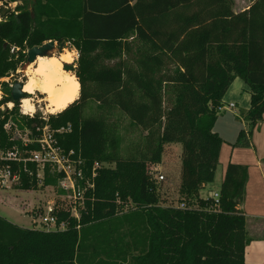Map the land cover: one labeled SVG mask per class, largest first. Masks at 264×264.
<instances>
[{
	"label": "trees",
	"instance_id": "1",
	"mask_svg": "<svg viewBox=\"0 0 264 264\" xmlns=\"http://www.w3.org/2000/svg\"><path fill=\"white\" fill-rule=\"evenodd\" d=\"M234 4L23 0L15 9L0 8V78L16 73L29 49L55 40L79 50L75 73L81 83L79 101L58 116L29 118L18 101L0 110V156L14 146L38 148L12 138L5 128L12 117L31 135L38 126H69L58 133L60 144L81 154L87 174L101 164L80 219L59 212L67 228L22 227L0 216V264H247L246 216L238 204L248 166L228 163L218 200L200 195L215 180L224 139L214 126L236 78L248 85L250 107L249 129L233 145L250 146L264 118V0H251L241 11ZM1 85L5 105L11 88ZM90 101L98 105L87 115ZM117 112L142 133L143 147L129 156L121 152ZM174 142L182 144L179 205L161 193L164 181L150 165L161 163ZM7 163L22 167L17 187L39 186L22 163L0 157V168ZM28 166L36 172V163Z\"/></svg>",
	"mask_w": 264,
	"mask_h": 264
},
{
	"label": "rangeland",
	"instance_id": "2",
	"mask_svg": "<svg viewBox=\"0 0 264 264\" xmlns=\"http://www.w3.org/2000/svg\"><path fill=\"white\" fill-rule=\"evenodd\" d=\"M234 1H235L234 9L236 11H241L246 9L248 5L251 3V0H234ZM9 5L7 6L4 5L3 3L2 5H0V8L2 7L8 8L10 7ZM0 20H2L1 15H0ZM55 48H58V43H56ZM28 65L29 64L27 63V61H25L23 64L20 65L16 73L12 74L9 77L0 78V93H2V96L4 95L2 87H4L5 85H1V82H6L9 85V87L12 89L13 84L16 81H19L20 77L23 76L24 70ZM76 68L77 66L75 67L74 72L76 71ZM237 80L239 83L238 82L235 83V85L233 86V90L238 89V84H240V82H243L245 84V82L242 81L241 78ZM236 100L239 103L237 108L230 107L229 104H227L224 108L225 110L220 111L219 117H222L224 113L231 114V116H234L235 112H238L240 117L237 118L233 117V118L234 120L238 121L239 126L245 127L246 120L245 117L242 116L243 114L240 113V110L242 109L245 110L246 106L244 107L242 106V98L239 97ZM7 104L8 103L4 105L3 110H5L6 108L8 109ZM18 105L20 109V101H18ZM97 105L98 104L96 102L93 101L88 102V108L86 110L87 115H92V113L94 112L93 109H96ZM37 114H40L41 116H46L39 111L37 112ZM116 116H119V124H120L119 131L123 138L121 152L123 156H129L130 153L136 152L139 149V147L140 148L143 147V141L141 137L142 133L137 128H134L129 125V119L123 113L117 112ZM224 123L227 125L226 122ZM6 124H8L6 130L8 131L9 134H11L12 138L21 140L23 142L25 141L29 142V139H31L29 131L19 128L18 124H16L15 122V118L11 117ZM231 126L236 127L237 124L231 123ZM241 130H243V128H241ZM181 151H182L181 143L179 142L170 143L166 146V151L164 152L162 162L150 164L151 167L154 168L155 170L154 174L158 179L160 174H163L165 176V178L162 179L164 182L162 183L161 193L167 198L168 202H172L175 205H179L180 203L179 200L181 197V194H179L178 192V185H175L177 184L176 178H177L178 170L181 166V161H180ZM111 166H114V164H111ZM220 172L221 170L218 171L219 179H220ZM216 182L217 181H213L209 183V187H207V190L203 191L204 194L203 197L205 198L207 197V194L210 191V189H212L213 192L218 191V186L221 185V182L220 180L218 184ZM42 185H39L37 188H33V189H22L17 187L18 185H14L13 187L10 188L4 186L1 187L0 216L22 227L46 229V230L57 229L55 225H45L42 221L41 213L43 209L46 208L48 201L59 200L63 204L64 202L70 199H68V197L64 195L63 191L60 190V188H58L57 185H50V186L47 185L42 186ZM168 185L171 187H168ZM65 199L67 200L65 201ZM130 205L131 203L128 206ZM128 206H126L125 208H127ZM253 241H257V240H250L248 244L250 245V249L255 247V244L252 243ZM252 255L253 254L251 253V256Z\"/></svg>",
	"mask_w": 264,
	"mask_h": 264
},
{
	"label": "built area",
	"instance_id": "3",
	"mask_svg": "<svg viewBox=\"0 0 264 264\" xmlns=\"http://www.w3.org/2000/svg\"><path fill=\"white\" fill-rule=\"evenodd\" d=\"M234 105L235 103L229 104L230 107ZM224 108L225 105L220 106L219 111H222ZM43 117L46 118V116ZM7 126L8 124H5V128ZM69 129V126L60 129H52L48 124L38 126V133L35 135L30 134L31 139H29V142H23L25 145H28L30 142H37V149L23 151L21 148L14 146L0 156L11 162L22 163L25 172L36 176L38 185H57L64 195L70 199H65L67 201L63 204L59 200L48 201L46 208L41 213L43 223L45 225H55L57 229H65L68 225L65 220L59 222L58 214L62 210H67L72 217L80 219L81 210L84 208L85 193L89 189H94L98 168L101 166L99 162H95L90 174H87L85 162L81 154L76 152L75 149L68 150L60 144L58 133ZM29 161L36 163L35 173L28 166ZM47 170H49V174H47ZM21 172L22 167L15 169L11 163L2 166L0 168V186L10 188L14 185H19L21 183ZM47 178H51L54 181L47 183ZM164 178L163 174L159 175L160 180ZM212 196L216 200L220 197L219 192L213 193ZM184 206L185 203L182 202L181 207Z\"/></svg>",
	"mask_w": 264,
	"mask_h": 264
},
{
	"label": "crops",
	"instance_id": "4",
	"mask_svg": "<svg viewBox=\"0 0 264 264\" xmlns=\"http://www.w3.org/2000/svg\"><path fill=\"white\" fill-rule=\"evenodd\" d=\"M237 79L240 78H236L231 84L224 97V102L225 106L230 103H235L233 108H237L239 103L236 99L239 97L242 98V106H246V111L242 109L240 113L245 117V127L239 126L238 121L233 118L240 117L238 112H235L234 116L225 113L222 117L218 116L214 129L223 137L224 143L221 148L220 163L217 167L214 181H217L216 183L218 184L220 180L222 183L224 172L229 162L242 163L248 166L246 190L242 200L238 204V208H240L246 216V231L249 242L250 240L264 241V118L262 121L258 122L254 128L250 146L233 145L238 138L241 128L246 130L249 129V121L246 114L250 107V93L247 88L248 85L243 82L238 84V89L233 90V86L238 82ZM224 122H226L227 125ZM231 123L237 124V126L232 127ZM219 170H221L220 179L218 177ZM180 172L181 167L178 170L176 178L177 184H175L178 186L180 185ZM220 186L221 185L218 186V191L213 192L212 189H210L207 197L212 196L215 192H219ZM207 187H209V184L200 191L202 197L204 195L203 191L207 190ZM248 244L245 254L246 263L264 264V245H255V247L250 249V245ZM251 253L253 254L252 256Z\"/></svg>",
	"mask_w": 264,
	"mask_h": 264
},
{
	"label": "clouds",
	"instance_id": "5",
	"mask_svg": "<svg viewBox=\"0 0 264 264\" xmlns=\"http://www.w3.org/2000/svg\"><path fill=\"white\" fill-rule=\"evenodd\" d=\"M22 3L23 0H13L9 6L15 9ZM2 4L3 0H0V5ZM79 58V50L70 45V42H65L62 50L54 48L46 55L37 56L19 79L22 85L20 91L26 94L20 100L22 115L35 118L39 111L46 116H58L77 103L81 97V83L73 69ZM65 65H70L71 68L66 69ZM2 98L0 93V99ZM7 107L11 110L15 104L9 101ZM3 108L4 105H0V110ZM252 243L264 245V241Z\"/></svg>",
	"mask_w": 264,
	"mask_h": 264
},
{
	"label": "water",
	"instance_id": "6",
	"mask_svg": "<svg viewBox=\"0 0 264 264\" xmlns=\"http://www.w3.org/2000/svg\"><path fill=\"white\" fill-rule=\"evenodd\" d=\"M56 43H58L55 40H50L48 42H45L42 45L34 46L33 48L28 50V57H27V63L30 64L33 61H35L36 57L39 55H46L51 50H53L56 47ZM65 47V42L58 43V48L63 49ZM66 69H70V65H65ZM75 69V68H74ZM73 69V70H74ZM22 88V85L19 83V81H16L11 89V97L12 102L20 101L22 96H25L26 94L22 93L20 89Z\"/></svg>",
	"mask_w": 264,
	"mask_h": 264
},
{
	"label": "bare ground",
	"instance_id": "7",
	"mask_svg": "<svg viewBox=\"0 0 264 264\" xmlns=\"http://www.w3.org/2000/svg\"><path fill=\"white\" fill-rule=\"evenodd\" d=\"M39 56H43V55H39ZM33 62H34V61H33ZM33 62H32V63H33ZM30 64H31V63H30Z\"/></svg>",
	"mask_w": 264,
	"mask_h": 264
}]
</instances>
